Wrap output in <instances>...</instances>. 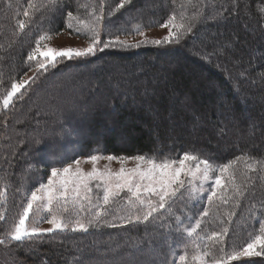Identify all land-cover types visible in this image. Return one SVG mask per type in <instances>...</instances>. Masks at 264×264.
Listing matches in <instances>:
<instances>
[{
    "label": "trees",
    "instance_id": "16d2710c",
    "mask_svg": "<svg viewBox=\"0 0 264 264\" xmlns=\"http://www.w3.org/2000/svg\"><path fill=\"white\" fill-rule=\"evenodd\" d=\"M118 2L0 0V97L31 69L28 56L39 36L66 29L68 11L88 20L94 9L107 13ZM181 12L199 13V19L178 44L107 48L89 58L64 59L47 72L37 70L33 77L39 78L29 80L9 108L0 107V239L42 179L41 169L94 153L175 159L187 151L216 168L241 157L235 183L244 196L234 195L227 173L212 205L183 199L169 208L190 219L178 222L162 210L168 223L150 218L9 241L13 264H179L178 256L187 251L190 258L197 245L215 252L208 240L213 231L228 227L229 245H242L253 228L258 232L264 172L245 174L244 157L264 161V0H132L113 23L127 22V33L120 34L127 35L137 25L156 27L173 14L179 19ZM60 153L64 160L53 159ZM204 208L210 213L196 241L184 227L201 219ZM231 211L236 215L229 222ZM232 264H264V257Z\"/></svg>",
    "mask_w": 264,
    "mask_h": 264
},
{
    "label": "snow or ice",
    "instance_id": "6c2138e0",
    "mask_svg": "<svg viewBox=\"0 0 264 264\" xmlns=\"http://www.w3.org/2000/svg\"><path fill=\"white\" fill-rule=\"evenodd\" d=\"M60 0H49L53 6L57 5ZM132 0H119L114 7H111L107 13L101 6L99 11L95 9L90 13L87 21L77 19L72 11L67 12V28L70 34H80L87 32L90 42L87 47H64L55 49L48 47L41 51L39 41L36 49L29 54V61L36 58L37 54L43 59L38 61V68L47 72L50 68H55L58 63L64 59L72 60L75 58H89L95 56L98 51L102 52L107 48H139L142 44L152 43L161 44H178L185 34L191 33L195 27V21L199 19V13L192 16H185L183 12L179 15V21L175 14L168 16L160 23V27L167 28L168 34L163 39L148 40L145 33L137 25L136 30L141 37L145 39L130 43L126 39H121L120 34L127 33L125 25L117 26L113 23V17L130 5ZM31 7V5H29ZM62 7V3H61ZM235 7V6H234ZM25 17L29 16L24 11ZM75 21V24L73 23ZM19 28L24 29L25 23L20 22ZM105 35L107 39L102 40L101 36ZM46 39V36H40V40ZM39 77L29 78L32 83ZM29 80H20L19 83H11V90L7 92L6 97L2 100L4 108H9L13 97L20 92L25 85L31 86ZM39 143V141H37ZM66 157L63 153L53 154V159L64 160ZM101 157L90 155L86 158L85 163H91L90 171H84L80 167L81 161L75 159L73 163L61 168L51 167V175L47 177V183H40L39 188L31 191L30 199L26 204L21 205L22 211L19 213L18 221L12 229L7 232L5 239H0V244L9 241L22 242L25 238L29 240L39 239L47 234L62 232H88L94 226L115 227L117 221L120 224H132L150 222L157 219L160 210L171 207L169 201L172 200L179 192L181 196L184 192L185 180L182 177H188V188L190 197H195L198 192L203 191L205 182L214 181L210 184V194L207 195L209 205L213 204L214 197H217V190L223 187L222 180L228 173V181L233 188L234 195L243 197L244 191L236 185V169L234 165L237 160L230 161L214 168L209 159H200L199 156L184 152L177 155L175 159L150 158L145 155H135L133 157H115L109 155L105 157L108 161L118 160L121 167L118 171L113 172L105 167L103 171L96 167L97 161ZM135 161V166L125 167L127 160ZM246 161L245 174L249 171L264 172V161L257 158L256 163L248 162L251 157H244ZM75 165V167H74ZM219 172L216 175V172ZM199 182L198 186L196 182ZM95 182L97 189H102V203L93 199V188L91 185ZM251 183V180H249ZM125 193L124 199L127 201V209H109L107 206L113 204L121 193ZM39 193V195H38ZM147 194V195H145ZM152 197H156L153 200ZM223 203L227 199L220 196ZM71 205V208L69 207ZM37 213L41 209H46L48 216L46 222L50 227L41 228L36 223H28L30 213L33 208ZM99 209V210H96ZM74 214L75 218H70L69 214ZM210 208H204L200 212L201 219H195L194 226L184 229L188 237L198 235L197 230L201 228L203 217H208ZM111 216L109 221L106 217ZM228 221L231 222L235 211L228 212ZM91 217V218H89ZM4 219L0 215V220ZM180 217L176 220L179 222ZM103 222V223H102ZM258 232L253 228L249 233V238L241 245L233 242L228 244L225 239L229 237V228L223 227L219 232L213 231L208 237L212 243L209 248L214 247L215 252L208 249L201 251L197 245L191 257L187 251L178 256L179 264H232L233 261H241L242 258L264 257V218L258 221ZM211 257L210 260L205 257Z\"/></svg>",
    "mask_w": 264,
    "mask_h": 264
},
{
    "label": "rangeland",
    "instance_id": "374dc122",
    "mask_svg": "<svg viewBox=\"0 0 264 264\" xmlns=\"http://www.w3.org/2000/svg\"><path fill=\"white\" fill-rule=\"evenodd\" d=\"M77 19H79V18L77 17ZM177 20L179 21L178 18H177ZM85 21H87V20H85ZM73 23L75 24V21H73ZM140 30H142L145 33V37L148 40H152V39H163V37L168 34V29L167 28H162V27H160V25L159 26H156V27H152V28H147V29H141L140 28ZM42 35L43 36H46V39H44V40L41 41L40 40V36L37 39V41H39V47H40L41 51L45 50L48 47L55 48V49H60V48H64V47H78V48H83V47H87V45L90 42L89 34L87 32H81L80 34H75L74 32H72V34H70V30L67 27L64 30L58 31V32L53 33V34H48L47 33V34H41V36ZM145 37H141L138 34V32L136 30V27L133 28L127 35H120V38L121 39H126L130 43H135L137 41L143 40V39H145ZM101 39L104 40V39H107V37L102 34ZM37 41H36V45L34 46L33 51L37 47ZM154 45L155 44H152V43H145V44H142L141 47H148V46H154ZM120 49H126V48H120ZM42 59L43 58L40 57L39 54H37L36 58L32 60L31 69L27 73H25L23 76H21L20 79L17 80L16 82H14V83H19L20 80H29V78H32L33 75H34V73L37 70H39L37 62L40 61V60H42ZM22 89L23 88H21V90ZM10 90H11V86H10V88H9L8 91H10ZM6 95H7V93L3 97H0V107H3L2 100L6 97ZM91 155H98V156L101 157L97 161V164H96V167L99 170H101V171H103L105 169V167H107V168L111 169L113 172H116L121 167V164H120V162L118 160L108 161L105 158V157H107V156H109L111 154L94 153V154H91ZM88 156H90V155L80 156V157L75 158V159H79L81 161L80 167L84 171H86V172L87 171H90L91 168H92V164L91 163H85V160H86V158ZM112 156H114V155H112ZM133 156H135V155H133ZM133 156H125V155L122 156L121 155V156H115V157H133ZM75 159H73L72 161H70L68 163H65L63 165L57 166V168H61L63 166H67L68 164L73 163ZM134 166H135V161H133L131 159H129V160H127L125 162V167L131 168V167H134ZM74 167H75V165H74ZM214 168H216V167H214ZM41 172H44V175L41 177L42 179L38 182L37 185L33 186L29 192H27V194H26V200H25V203L24 204H26L27 200L30 199L31 191H35L36 189H38L40 183H45V184L47 183V177L49 175H51V169H49V170L41 169ZM215 174L218 175L219 172L217 171ZM38 179H40V178H38ZM182 179L185 180L184 189H181V191L184 192V195L181 196L179 194V192H178L176 194V196L172 200L169 201V203L171 205L170 208H173L174 206H177L180 203V201L183 200V199L184 200H188L190 202H194V201L201 202L202 199H206L207 200V195L210 194V184L213 183L214 176H213V181H209V182H205L204 183V185H203V191L198 192L195 197H190L189 196V192L188 191H185V189L188 188V179L189 178L188 177H182ZM196 183H197V186H198L199 182L197 181ZM222 185H224V179L222 180ZM91 187L93 188V199H94V201H96L98 203H102V195H103L102 189H97L95 187V182H93V184L91 185ZM218 190H217V192H218ZM38 195H39V193H38ZM145 195H147V194H145ZM124 197H125V193L122 192L121 195H120V198H117L113 204H111V205H109L107 207L108 208L109 207H112V209H117L118 205H120V208L121 209H127L128 208V205H127V201H126V199H124ZM152 199L153 200H156L157 198L156 197H152ZM69 207L71 208V205H69ZM96 210H99V209H96ZM162 210H163V212H166L167 214H169L168 217L174 215L175 216V219H174L175 221H177L176 220V217L177 216H179L181 219H183V216H186L185 215L186 212L184 210H171V209L169 210V208L167 206H166L165 209H162ZM162 210H160L159 213L154 214V215H157V219L156 220H158V219L161 218V220H163L164 222L168 223L167 222V214H164L163 212H161ZM21 211H22V208H21L20 212ZM48 215L49 214H48V212H47L46 209H41L37 213V210H36V208L34 206L32 213H30L28 223L31 224V223L38 222V225L41 228L50 227V225H48L47 222H46V217ZM69 215H70V218H73V219L75 218L74 214H71L70 213ZM18 218H19V215H18L15 223L18 221ZM89 218H91V217H89ZM106 218L109 221H111V219H112V217L110 215L108 217H106ZM186 219H190V216H186ZM179 222H181V221H179ZM117 223L119 225H122V224L119 223V221H117ZM194 223H195L194 221H191V225L188 226V227H184V229L190 228V227L194 226ZM102 227H105V226H94V227H92L90 229L95 230V229H100ZM68 232L69 233H82V232H71V231H67V233ZM58 233H60V232H58ZM62 233H65V232H62ZM126 238H130V237L129 236H126ZM192 238L197 241V240H200L202 237L197 236V235L196 236L194 235ZM26 239H28V238H25V240ZM10 247H11V245L9 243L0 244V264H13V260L11 258L12 250H11ZM152 254H153V251L150 253V255H152ZM205 258L207 259V257H205ZM178 263H179V261H178Z\"/></svg>",
    "mask_w": 264,
    "mask_h": 264
}]
</instances>
